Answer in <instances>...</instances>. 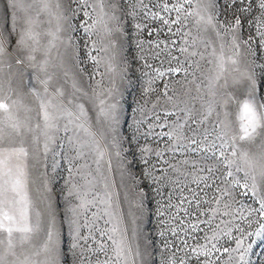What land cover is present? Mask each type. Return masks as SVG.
I'll list each match as a JSON object with an SVG mask.
<instances>
[{
    "label": "snow or ice",
    "instance_id": "snow-or-ice-1",
    "mask_svg": "<svg viewBox=\"0 0 264 264\" xmlns=\"http://www.w3.org/2000/svg\"><path fill=\"white\" fill-rule=\"evenodd\" d=\"M191 2L176 0L172 4L171 0H164L160 4L157 0L153 7L168 13L166 18L159 11L149 10L144 0H108L107 4L106 0H70L83 12L81 20L89 17L92 21L84 20L86 37L103 31L107 45L97 49L95 41H83L84 54L94 67L92 73L86 74L77 65L79 74L85 81L96 75L100 79L88 84L89 95L74 78L72 91L66 96L62 87L49 91L52 76L48 73L52 49L60 41L59 21L64 18L61 3L4 0V10L0 12V72L6 62L11 68L14 61L38 68L44 76L36 77L40 88L30 86L36 107L28 111L35 116L24 119L19 115L21 101L4 94V80L0 77V264H66L69 252L73 264H217L221 257H210L221 248L229 254L223 264H247L246 251L240 252L238 260L231 255L243 247V239H236V249L216 246L221 234L230 235V230L224 231L217 225L211 229V237L197 233L202 231L201 224L211 225L218 214L233 216V204L239 202V196L247 197L249 193L259 204V208L250 211L264 216V0H199L198 11L189 13L185 4L190 6ZM137 5L141 12L147 10L146 22L135 25L138 32L147 29L149 22L160 21L171 34L164 41L148 43L149 49H155L154 58L165 55L168 67L152 69L154 75L146 82L145 94L157 92L154 85L158 80L181 78L168 80L158 93L157 103L162 97L164 105H171V110L161 106L164 119L154 112L160 123L149 125L148 132L136 129L139 137L135 148L139 149L145 168L139 178L127 173L132 176L129 190H135L133 199L128 201L130 238L118 203L119 193L113 191L114 181L103 169L107 166L110 171L113 155L126 164L125 146L133 147L132 138L121 133L119 99L123 93L118 83L126 80L128 66L118 59L122 43L118 46L117 41L123 36L122 18L129 14L136 17ZM106 7L109 11H105ZM86 8L93 12L99 8V13L92 17L84 11ZM70 10L75 18L76 10ZM41 12L55 15L56 32L38 30ZM172 12L176 13L174 19L170 18ZM189 15L197 17L198 32L203 27L214 38L219 54L217 47L212 48L213 59L208 60L205 52L198 50L199 44L206 50L213 39L197 40L191 38L190 31L183 30ZM245 25L249 27L246 36ZM69 27L78 30L77 26ZM148 35H153V31H148ZM42 36L48 38L46 45L41 44ZM173 36L182 43L178 44ZM69 43L73 45L75 62L79 45ZM138 47L143 51V42ZM94 49L109 52L103 72L99 71L101 61L91 54ZM173 49L178 55L173 54ZM38 53L42 54L39 61ZM201 61L213 67L205 72ZM55 67L68 77L63 60ZM177 85L183 97L179 103L173 99ZM170 91L173 95H169ZM81 96L91 100L96 109L97 131L92 130V117L85 105L78 102ZM156 127L168 131L157 133ZM69 131L71 136L67 135ZM149 136L153 137L151 143ZM140 140L145 144L141 145ZM161 142L164 147H160ZM176 153L184 158L177 159ZM62 164L68 172L66 187L61 190L63 203L54 190ZM101 182L102 195L97 187ZM145 183L155 186V194L162 201L157 209L159 214H167L163 221L166 227L159 232L164 245L159 259L154 241L144 236L136 224L144 215L148 197L141 188ZM100 204L105 207L92 211ZM208 214L209 219H201ZM101 221L104 227L100 226ZM221 223L227 229L231 221ZM181 233L184 238H180ZM168 235L174 238L171 242Z\"/></svg>",
    "mask_w": 264,
    "mask_h": 264
},
{
    "label": "rangeland",
    "instance_id": "rangeland-1",
    "mask_svg": "<svg viewBox=\"0 0 264 264\" xmlns=\"http://www.w3.org/2000/svg\"><path fill=\"white\" fill-rule=\"evenodd\" d=\"M94 0H89V3H93ZM108 0H106L107 4ZM123 3L124 0H121ZM144 2L148 5V9L151 11H159L161 16H165L169 18L168 13H164L160 11L159 7H153L154 3H157V0H144ZM160 4L164 3V0H158ZM62 8L60 9L61 15L64 17L59 21V25L61 31L59 33L60 41H57L56 47L52 49L51 58L48 66V73L52 76V79L49 82V91L52 92L57 87H62L66 93V96L71 93L72 88L71 84L73 79H77L80 82V85L85 89V91H89V95L91 92L88 88V84H93L95 80H99L100 76L96 75L91 80L85 81L83 77L80 76L79 71L77 69V65L83 69L84 73L90 74L93 71V62L89 59L88 56L84 54V44L83 41L86 39H90L91 41H95L97 49L101 47H106L107 41L104 38L103 31L99 32V35L93 34L91 37H86L84 28V20H87L88 23H91V19L89 17H84L83 20L80 19L83 16V12L80 11L79 5L75 3H70V0H59ZM172 4L176 3V0H171ZM199 0H192L191 5L185 4V9L189 13H195L198 11ZM70 9H75L77 15L73 18V13ZM4 10V0H0V12ZM84 11L91 13L92 17H96L99 13V8L95 12H93L92 8H86ZM105 11H109L106 7ZM131 12V8L129 7V13ZM137 12L139 13L136 17L132 15H127L122 18L120 27L123 31V36L120 40L117 41V45L119 46L122 43V50L120 56H118L119 60H122L128 66V74L127 78L123 82L118 83V87L120 88L123 95L119 99L120 106V124H121V133L123 136L131 137L133 147L131 149L126 147V151L124 156L126 158L127 163L121 164L119 158L112 156L111 160V168L110 171L107 169V166L103 169L106 176L109 177L111 181H114L113 191L119 193V207L122 213L124 214V225L129 228V237L131 238V219L128 215L129 213V200L133 199V191H130L132 176L139 178L141 172L144 170L145 166L140 160L139 149L135 148L136 140L139 137V133L136 132L137 127L140 128L141 132H148L149 125L158 124L161 121H157L155 118L154 112L161 116L162 120L164 119V112H162L161 106H164L171 110V105H164L163 98H160L159 103H157L158 93L162 90V85L170 79H180L181 77H166L163 80L156 81L154 87L157 89V92H149L147 95L146 92V82L147 80L154 75L152 72L153 68H160L164 70L168 67L167 60L165 55L162 54L159 59L154 58L152 55L155 49H149L148 43H154L157 39L166 40V37L171 35L167 26L160 23V21L149 22L148 28L143 32H138L135 25L137 23H145L144 16L146 15L147 10L141 12L139 5H137ZM111 14V12H109ZM119 15V13H117ZM176 16L175 12L170 14V18L174 19ZM40 24L39 29L42 32L52 31L56 32L57 29V19L55 15L49 16L46 12H41L38 17ZM197 17L195 15H189L188 18L184 21V31L191 32V38H196L197 40H205V39H213V42L209 47L205 50L203 44L198 45V50L204 51L205 56L208 60L213 59L210 55L212 52V48L217 47V44L214 38L211 36V33L204 32L203 27L200 28L199 32L197 31L196 25ZM50 21V22H49ZM113 25L115 22H112ZM69 25L77 26L78 30H72ZM99 27V26H98ZM173 30H175V25L172 26ZM153 31V35L149 36L148 31ZM249 31V27L245 25L244 34L247 35ZM46 37H41V44H47ZM172 39L177 40V43H182L178 39V37L173 36ZM62 41V43H61ZM74 42L75 45H79V48L76 50L75 55L78 59L73 62V45L69 42ZM144 44L143 51L138 47L140 43ZM191 50V49H190ZM98 60L101 61V66L99 68L100 72L104 71L103 64L105 58L109 55L107 51H98L96 49L92 50L91 53ZM173 54L178 55V53L173 49ZM217 54H219V49L217 47ZM143 57V59H141ZM38 61L42 59V54H37ZM197 59H199L197 57ZM61 60H63L64 69H66L69 73L68 77L65 78L63 76V70L59 67H55V65L60 64ZM164 61V63H161ZM203 65L202 70L208 71V69L212 68V64H207L205 61H201ZM146 65H151V68L146 67ZM147 72L148 75H144ZM37 75L43 78L44 74L39 72L38 68L26 67L24 65H17L14 61H12V67L9 68L7 66V62L2 68V72H0V77L4 80V94L11 95L13 99H18L22 103L21 110L19 112L20 118L24 119L25 117H33L35 116L34 112H29L28 109H35L36 101L35 97L30 92V86H35L40 88L41 86L36 79ZM108 77L104 78V85L107 86ZM177 93L173 97L178 103L183 98L180 92V86L177 85ZM79 95V94H78ZM169 95H173L170 91ZM79 103H83L85 108L89 112V116L92 117L91 124L92 130L97 131L99 129V123L96 120V109L93 107L91 100L85 97H80ZM153 105H156L155 108ZM183 106L182 104L180 105ZM199 107V105H197ZM142 122V123H141ZM33 123H35V119H33ZM195 127V125H193ZM168 131L167 128L156 127L155 132H164ZM190 134V133H189ZM60 135H65L63 132ZM68 136H71V131L67 133ZM167 140V137L163 138ZM153 140L152 136H149L148 143H151ZM140 144H145L144 140H140ZM155 146V145H152ZM160 147H164V143H160ZM255 146H253V151H255ZM135 153V154H134ZM169 154H166L165 158L168 157ZM193 157H196L198 154H192ZM177 159H183L184 156L181 153H176ZM155 162V160H154ZM175 162V161H173ZM66 163V162H65ZM95 168V165H93ZM59 175L56 176L54 181L55 184V193L59 194L56 198L61 200L63 203V193L62 189H65L66 184L65 180L68 178V172L66 167L62 164L61 168L58 170ZM131 173L132 176H129L127 173ZM97 187L101 189L102 195V182L98 183ZM141 188L148 194L147 199L145 200V210L144 215L140 217L136 224L140 231L143 232L144 236L151 237L152 241L155 243V247L159 250L156 253V259H159L160 254L164 251V245L162 243V239L159 236V232L163 231L166 225L163 224V221L167 219V214L165 216H161L157 211L158 205L162 203L160 197L155 194V186L150 183L141 184ZM170 191V189H169ZM127 195V198H126ZM238 203L233 204V216H224L222 214H218L217 217L213 220L211 225L201 224L200 229L202 231L198 232L197 235L202 237L205 233L211 237L213 232L211 229H216L217 225H219V229H223L224 231L230 230V235L221 234L219 243H217V247L220 248L221 245L224 247H228L230 249H236V239H243L244 244L243 247L238 251L231 252V255L238 260L240 252L246 251L247 264H264V229L261 228V225H264V216L259 215L258 213L251 212V209L259 208V204L254 202L251 194L247 197L239 196ZM174 203L177 201L174 200ZM105 206L103 204L98 205L97 207L92 208V211H98L103 209ZM215 207V205H213ZM133 211L134 206H133ZM175 212V209L172 210ZM210 214L202 215V220L209 219ZM194 219V218H193ZM221 221H231V224L228 228H225V225L221 223ZM173 225L176 223L175 221H170ZM239 226L237 228L236 226ZM100 226L104 227L103 222H100ZM107 227H111V225H107ZM241 230H243V235ZM257 232H260V235H256ZM85 234H87L85 232ZM180 238H184L181 233ZM169 242H171L174 238L170 235L167 236ZM150 241V242H152ZM190 243H195V241L189 240ZM110 243V242H108ZM177 243L179 241L177 240ZM200 243H207L204 240H200ZM213 243H216L213 241ZM68 244H71V240L69 238ZM251 244V248H248V245ZM211 247V244L208 245ZM69 260L66 264H73V259L71 257V252L68 253ZM215 256H220L221 260L217 261V264H223V260L228 259L229 254L224 253L223 249L219 253H216L210 259L215 260Z\"/></svg>",
    "mask_w": 264,
    "mask_h": 264
}]
</instances>
